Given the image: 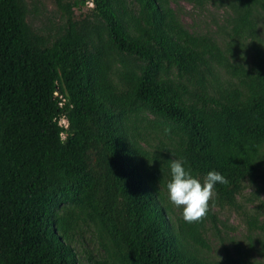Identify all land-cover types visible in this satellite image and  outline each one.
Returning a JSON list of instances; mask_svg holds the SVG:
<instances>
[{"label": "trees", "instance_id": "trees-1", "mask_svg": "<svg viewBox=\"0 0 264 264\" xmlns=\"http://www.w3.org/2000/svg\"><path fill=\"white\" fill-rule=\"evenodd\" d=\"M46 1L0 0V264H264V0H189L212 34L177 0ZM176 158L225 177L199 222Z\"/></svg>", "mask_w": 264, "mask_h": 264}, {"label": "clouds", "instance_id": "clouds-1", "mask_svg": "<svg viewBox=\"0 0 264 264\" xmlns=\"http://www.w3.org/2000/svg\"><path fill=\"white\" fill-rule=\"evenodd\" d=\"M59 125L68 128V120L61 117ZM168 167L169 179L165 185L168 202L180 209L185 222L201 221L207 215L215 186L218 183H225V177L212 170L201 180L199 176L193 174L190 167L186 166L183 158L170 160Z\"/></svg>", "mask_w": 264, "mask_h": 264}, {"label": "rangeland", "instance_id": "rangeland-1", "mask_svg": "<svg viewBox=\"0 0 264 264\" xmlns=\"http://www.w3.org/2000/svg\"><path fill=\"white\" fill-rule=\"evenodd\" d=\"M45 6L48 13L55 12L56 7L49 0L46 1ZM88 7L91 8L92 5H88ZM173 7L177 10L178 17L185 28L190 32H194L197 34L214 33L218 27V25H216L214 21L222 24L226 17L223 9L209 5L201 10L198 7H195L194 3L189 0H177L176 3L173 4ZM77 13L79 14L80 12ZM33 22L35 27L40 26V23L37 20H33ZM220 219H222L223 221L225 219H228L231 227L236 228V231L234 233H230L232 237H239L243 232L241 220L237 214L233 212L231 213L222 211L220 213ZM87 238L90 240L89 236H87ZM77 247L79 248V250H83L84 248L87 250H93L95 255L97 253L96 246L89 241H81L77 244ZM213 247L214 254L219 255L221 250V246L219 245V243H215L213 241ZM215 250H217V252Z\"/></svg>", "mask_w": 264, "mask_h": 264}]
</instances>
